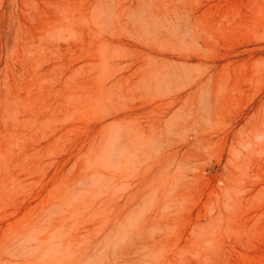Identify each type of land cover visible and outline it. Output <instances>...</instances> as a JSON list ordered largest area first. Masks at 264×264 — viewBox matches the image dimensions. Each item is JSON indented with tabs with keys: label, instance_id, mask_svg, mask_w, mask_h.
<instances>
[{
	"label": "rangeland",
	"instance_id": "rangeland-1",
	"mask_svg": "<svg viewBox=\"0 0 264 264\" xmlns=\"http://www.w3.org/2000/svg\"><path fill=\"white\" fill-rule=\"evenodd\" d=\"M0 264H264V0H0Z\"/></svg>",
	"mask_w": 264,
	"mask_h": 264
}]
</instances>
